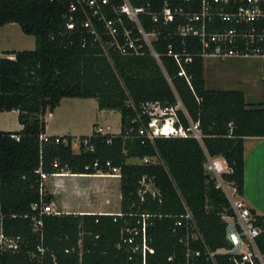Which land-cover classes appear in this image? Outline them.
I'll return each mask as SVG.
<instances>
[{
  "label": "trees",
  "instance_id": "obj_1",
  "mask_svg": "<svg viewBox=\"0 0 264 264\" xmlns=\"http://www.w3.org/2000/svg\"><path fill=\"white\" fill-rule=\"evenodd\" d=\"M73 0H0V27L15 23L34 38L31 51H4L0 57V113L16 111L21 130L0 131V264H130L128 251L120 246L121 230L136 215H161L149 229L154 254L148 264L181 261V247L173 234L174 216L183 212L184 200L212 250L227 246L222 215H231L229 202L204 171L205 153L219 156L228 172L222 180L242 195L244 139L264 138V104L248 105L240 91H212L204 86V62L195 55L197 43L185 40L192 62L184 65L189 82L178 76L179 68L168 47L179 52L182 40L172 27H156L142 18L146 31L159 28L153 49L163 71L147 48L139 57H122L110 50V59L77 22L67 29ZM159 0L154 9H159ZM100 37H107L94 21ZM11 56L12 58H9ZM169 80V81H168ZM64 98L95 99L100 110L120 114V131L81 136V150L72 149L70 136H47L46 113ZM158 101L174 106L179 101L192 122H198L201 145L192 138L144 142L136 137L145 123L141 104ZM185 124L183 114L178 112ZM230 125V126H229ZM83 141L93 146L85 150ZM157 156L159 164H131ZM110 161L120 169V213L52 214L44 208L53 201L41 175H95L93 163ZM103 169V168H101ZM103 172H106L104 169ZM152 179L159 196L146 194L141 201L139 182ZM252 214H255L251 211ZM172 216V217H169ZM264 227V216L256 215ZM38 222L41 224L38 225ZM264 253V235L257 238ZM193 264H209L204 258Z\"/></svg>",
  "mask_w": 264,
  "mask_h": 264
},
{
  "label": "built area",
  "instance_id": "obj_2",
  "mask_svg": "<svg viewBox=\"0 0 264 264\" xmlns=\"http://www.w3.org/2000/svg\"><path fill=\"white\" fill-rule=\"evenodd\" d=\"M158 1L73 0L67 29L74 30L80 21L81 27L94 36L108 59L110 50L116 51L122 57H139L147 48L165 74L160 56L153 49V42L161 32L159 28L151 31L144 29L142 18L148 17L156 27H172L173 35L182 40L181 50L172 52V47L169 46L167 55L177 64L178 76L184 77L187 82L189 78L184 65L192 62L193 53L187 51L186 39L197 43L198 51L195 55L203 60L207 57L256 58L261 62L264 71V0H163L162 6L156 10L154 5ZM94 21L100 23L101 30L107 37L105 42L100 37ZM179 111L183 114L185 124L179 117ZM142 115L145 117V123L138 128L136 137L144 142H153L158 138H192L201 145L199 123L190 121L179 101L174 106H164L158 101L142 103L138 120ZM94 131L100 135L108 134L101 127ZM77 141L72 142L75 153L81 150L80 141ZM83 147L85 150L93 151V146L87 145V141H83ZM135 160H137L135 164H159L157 156ZM93 167L99 168L98 175L120 178V169L112 166L110 161H106L102 166L96 160ZM203 167L205 173L214 179L216 188L223 192L232 211L231 215L221 216L225 223L227 246L210 249L195 217L185 201L181 200L183 212L174 216L172 232L177 237L178 246L181 247L182 258L180 262L175 263L177 258L172 255L167 261L170 264H193L197 259L204 258L209 264H264V253L257 245V238L264 235V227L257 223L256 214H252L236 188L222 180V175L228 172L226 162L219 156L211 157L205 153ZM41 178L44 180L46 176L41 175ZM146 194L155 198L159 196V191L152 179L143 177L138 190L141 201ZM47 207L44 208V212L59 214L49 212ZM114 215L121 216V213ZM156 217L162 216L140 213L136 215L134 221L123 226L120 246L128 251V263L148 264L149 256L155 251L151 246L149 229L154 226ZM40 224L38 222V225Z\"/></svg>",
  "mask_w": 264,
  "mask_h": 264
},
{
  "label": "crops",
  "instance_id": "obj_3",
  "mask_svg": "<svg viewBox=\"0 0 264 264\" xmlns=\"http://www.w3.org/2000/svg\"><path fill=\"white\" fill-rule=\"evenodd\" d=\"M15 51V50H3ZM204 62V86L206 90L212 91H240L243 93L244 100L248 105L264 104V100L252 101L247 98L246 91L236 88L231 89L220 88L215 85L212 78L217 75V71L221 65H230L231 67L240 68L248 66L260 67L259 60L250 57H239L222 59L218 57H207ZM216 70V71H215ZM246 81H251L260 85L264 82V76H252L246 74ZM240 82V81H238ZM237 82V83H238ZM263 98V97H262ZM62 99L59 105L50 113L45 120V134L47 136H70L78 139L81 136H90L93 130H96V125L93 124L90 135H75L65 129L64 126H49V123L59 116ZM98 105V104H97ZM100 113L114 112L113 110H100ZM10 112H3L8 114ZM13 114L18 113L11 111ZM22 126L18 123L16 129H0L3 132H15L21 130ZM99 128V127H98ZM102 128V127H101ZM104 131V129H103ZM118 134V133H117ZM244 180L243 191L240 197L245 201L248 207L258 216H264V138L248 137L244 139ZM76 176V178H74ZM79 176H87L80 178ZM54 181L51 183V194L53 195L54 211L53 213L61 214H101L114 215L120 212V178L111 176L95 175H72L58 174L54 176ZM84 179V180H83ZM88 179L89 181L85 180ZM94 179L102 180L103 183L94 182ZM115 180L118 182L116 183Z\"/></svg>",
  "mask_w": 264,
  "mask_h": 264
},
{
  "label": "rangeland",
  "instance_id": "obj_4",
  "mask_svg": "<svg viewBox=\"0 0 264 264\" xmlns=\"http://www.w3.org/2000/svg\"><path fill=\"white\" fill-rule=\"evenodd\" d=\"M7 49L31 51L34 49V38L23 34L17 24H7L0 27V57H4L2 51ZM9 58L12 57L9 56ZM259 65L260 67L258 69H256V66L252 65L240 68L231 67L227 64L221 65L217 71L216 77L214 76L212 80H214L217 87L225 89L234 88L237 84L238 86L236 88L239 87L245 90L249 100H264V82L258 85L251 81H246L247 78L245 77L246 74L263 76L264 71L261 62ZM47 114H45L46 117ZM93 124H98L96 125V129L102 127L108 134H117L120 131V114L116 111L100 113L95 99L64 98L59 109V116L55 117L49 123V126L56 127L61 125L70 131L71 134L90 135ZM17 125V114L10 112L0 115V129L13 130L16 129ZM107 127L109 128L108 130ZM77 142V138L73 140V143ZM127 162L135 164L137 160L130 159ZM79 177L87 178V176ZM53 178L54 177H46V179H44V186L48 193L52 191L51 183L54 181ZM74 178H76V176H74ZM85 180L89 181L88 179ZM96 181L103 183L100 179H94V182ZM115 182L117 183L118 181L115 180ZM47 209L49 212H53V204H50Z\"/></svg>",
  "mask_w": 264,
  "mask_h": 264
}]
</instances>
